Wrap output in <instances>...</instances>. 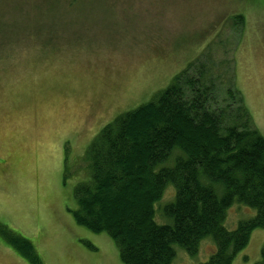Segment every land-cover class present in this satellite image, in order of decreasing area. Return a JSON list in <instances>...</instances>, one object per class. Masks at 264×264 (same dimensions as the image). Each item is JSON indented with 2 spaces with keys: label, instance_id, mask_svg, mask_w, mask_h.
<instances>
[{
  "label": "rangeland",
  "instance_id": "1",
  "mask_svg": "<svg viewBox=\"0 0 264 264\" xmlns=\"http://www.w3.org/2000/svg\"><path fill=\"white\" fill-rule=\"evenodd\" d=\"M204 57L220 82L233 69L264 137V0H0V224L30 241L42 264H123L110 237L73 220L74 188L90 179L85 152L119 114ZM174 198L166 185L154 223L172 224L162 211ZM255 214L235 201L223 226ZM199 243L194 256L172 245V264L208 261L216 244ZM263 244L264 228L255 229L231 263H256ZM0 264L30 263L0 237Z\"/></svg>",
  "mask_w": 264,
  "mask_h": 264
},
{
  "label": "trees",
  "instance_id": "2",
  "mask_svg": "<svg viewBox=\"0 0 264 264\" xmlns=\"http://www.w3.org/2000/svg\"><path fill=\"white\" fill-rule=\"evenodd\" d=\"M232 18L242 25V16ZM208 61L190 63L170 87L119 114L87 147L90 179L74 188L78 208L71 214L77 226L110 237L123 264H172V245L194 256L209 236L216 250L201 264H232L251 233L264 228V137L233 69L220 82ZM171 156L172 167L155 170ZM168 184L174 203L162 213L172 224L161 226L153 221L154 205ZM235 201L256 214L227 231ZM0 237L26 262L42 264L30 241L1 224ZM254 264H264V244Z\"/></svg>",
  "mask_w": 264,
  "mask_h": 264
}]
</instances>
